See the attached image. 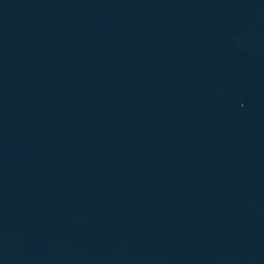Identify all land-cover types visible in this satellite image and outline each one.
Wrapping results in <instances>:
<instances>
[{
  "label": "water",
  "instance_id": "water-1",
  "mask_svg": "<svg viewBox=\"0 0 264 264\" xmlns=\"http://www.w3.org/2000/svg\"><path fill=\"white\" fill-rule=\"evenodd\" d=\"M0 264H264V0H0Z\"/></svg>",
  "mask_w": 264,
  "mask_h": 264
}]
</instances>
